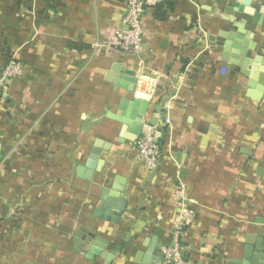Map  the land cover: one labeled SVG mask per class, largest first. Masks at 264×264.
Returning a JSON list of instances; mask_svg holds the SVG:
<instances>
[{"label":"crops","instance_id":"obj_1","mask_svg":"<svg viewBox=\"0 0 264 264\" xmlns=\"http://www.w3.org/2000/svg\"><path fill=\"white\" fill-rule=\"evenodd\" d=\"M167 1L164 21L143 13L141 53L121 56L110 44L123 0H0V51L23 66L0 89V221L13 226L8 238L0 228V264H106L88 238L77 250L81 227L104 242L108 264H164L179 186L190 216L177 237L185 263L239 264L245 245L257 258L254 238L246 243L264 230V94L247 97L217 43L264 57V15L255 26L235 11L243 0ZM117 60L135 72L133 93L109 81ZM122 99L148 103L144 121L163 134L152 170L137 157L139 136L115 121ZM95 145L109 147L98 171L86 168ZM113 186L127 202L117 224L95 217L112 205L104 191L117 199Z\"/></svg>","mask_w":264,"mask_h":264},{"label":"water","instance_id":"obj_2","mask_svg":"<svg viewBox=\"0 0 264 264\" xmlns=\"http://www.w3.org/2000/svg\"><path fill=\"white\" fill-rule=\"evenodd\" d=\"M250 3L247 0H243L235 11L238 13H243L252 17V23L255 26H260L263 21L264 9L259 11H255V9L246 8L249 7ZM241 26L237 25L236 29H240ZM245 45V44H244ZM217 47L221 49V60L223 62H227L234 67L239 69V73L247 80V97L254 101H260L264 94V57L261 56H246L248 51H253V46H240L239 44H232L229 42L217 43ZM231 47L233 49L231 50ZM117 66L112 67L113 75L110 77V82L113 83L117 88L126 91L127 93H133L137 80L135 76V72L133 70L126 69L121 67L120 60L116 61ZM119 66V67H118ZM116 73V77H115ZM149 107V104L143 102L139 99H132L131 101L127 99H122L120 104V111L121 115L115 121L122 125L121 132L125 129H128L129 132L134 136V138L138 137L141 133L144 117L146 111ZM158 113L160 111V107L157 109ZM155 124V121L152 122ZM132 138L129 140L133 142ZM109 147L101 148L98 145H95L88 156V161L86 164V168L90 170H100L103 163L101 164L99 169L96 167L93 168L94 162L98 161L100 155H107ZM245 153V152H243ZM113 192H117L116 195H111L112 197H116L117 199H110L105 195V191L103 192L102 199L106 200L108 203L111 202V207L107 208V205L103 204V208L97 209L95 212V217L101 219L103 221L117 224L121 215L124 213L127 202L125 199L121 197V193L123 192L122 189H118L117 187H112L111 189ZM105 206V207H104ZM258 224L264 225V219H259L257 221ZM88 238L91 240V251L99 255L106 264L110 263L113 255L106 251V245L103 244L104 242L94 235L93 233L87 231L85 228L81 227L79 232L76 235L75 244L77 250L81 249L83 246L84 240ZM255 240V250L258 253L256 259L249 258L250 247L252 240ZM247 245L243 249L242 256L243 260L239 264H264V230L257 232L255 235H250L247 237ZM103 242V243H102ZM76 250V251H77ZM262 252V253H261ZM156 261V260H153ZM149 264V263H148ZM152 264V263H150Z\"/></svg>","mask_w":264,"mask_h":264},{"label":"built area","instance_id":"obj_3","mask_svg":"<svg viewBox=\"0 0 264 264\" xmlns=\"http://www.w3.org/2000/svg\"><path fill=\"white\" fill-rule=\"evenodd\" d=\"M157 0H123L125 11L120 26L113 30L111 49L116 55H139L143 49L144 24L143 13ZM23 66L13 58L0 72V89L7 87L11 81L20 77ZM163 134L147 124L145 120L141 133L135 142V150L139 161L148 170H152L156 161L161 157L162 147L159 140ZM172 202L175 208H180L181 213L175 214L168 230L169 243L159 247V255L164 264H187L181 256V247L177 241L182 228L187 227L190 221L189 213L182 209L181 200L184 196L183 186L176 187L173 191Z\"/></svg>","mask_w":264,"mask_h":264},{"label":"trees","instance_id":"obj_4","mask_svg":"<svg viewBox=\"0 0 264 264\" xmlns=\"http://www.w3.org/2000/svg\"><path fill=\"white\" fill-rule=\"evenodd\" d=\"M152 15L153 18L157 21H164L167 17V12L171 11L173 9V5L167 1L164 0L162 2L156 3L154 4L152 7ZM74 49L76 50H82L84 48H86L84 45H74L73 46ZM0 55L3 58V63L2 65H0V72L1 70L11 61L13 60V56L10 54L9 50H3L0 51ZM16 60V59H15ZM185 64V62H183ZM163 137L159 140V145L160 147H163ZM7 226V221H0V228H1V233H2V237L3 238H8L9 235H6L4 233V228Z\"/></svg>","mask_w":264,"mask_h":264},{"label":"rangeland","instance_id":"obj_5","mask_svg":"<svg viewBox=\"0 0 264 264\" xmlns=\"http://www.w3.org/2000/svg\"><path fill=\"white\" fill-rule=\"evenodd\" d=\"M4 233L6 235L11 236L13 233V226L12 223L10 221H7V226L4 228Z\"/></svg>","mask_w":264,"mask_h":264}]
</instances>
